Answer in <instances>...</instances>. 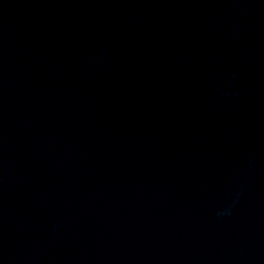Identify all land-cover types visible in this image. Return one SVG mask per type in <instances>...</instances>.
<instances>
[{
  "label": "water",
  "instance_id": "water-1",
  "mask_svg": "<svg viewBox=\"0 0 264 264\" xmlns=\"http://www.w3.org/2000/svg\"><path fill=\"white\" fill-rule=\"evenodd\" d=\"M0 264H264V0H0Z\"/></svg>",
  "mask_w": 264,
  "mask_h": 264
}]
</instances>
